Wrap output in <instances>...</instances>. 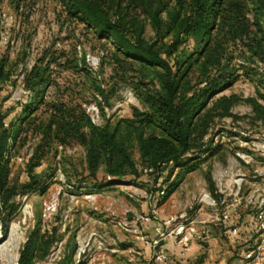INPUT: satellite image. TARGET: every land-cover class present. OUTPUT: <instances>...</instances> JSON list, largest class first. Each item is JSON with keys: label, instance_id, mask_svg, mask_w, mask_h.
Instances as JSON below:
<instances>
[{"label": "trees", "instance_id": "trees-1", "mask_svg": "<svg viewBox=\"0 0 264 264\" xmlns=\"http://www.w3.org/2000/svg\"><path fill=\"white\" fill-rule=\"evenodd\" d=\"M37 1L0 0V22L9 9L19 23L28 25ZM49 1L59 31H67L74 42L83 38L96 44L99 70L91 69L84 53L77 56L74 44L69 51L47 46L29 67L22 68L21 83L27 93L20 114L6 121L7 113L0 106V210L6 216L17 209L18 193L9 185V153L23 131L38 141L24 190L35 188L31 172L52 149L75 143L84 148L87 176L95 179L102 167L109 184L127 174L137 177L126 149L129 141L154 174L153 182L160 185L166 170L168 174L174 168L183 170L178 175L182 177L184 170L194 169L219 150V144L213 145L207 136L215 119L233 116L229 110L236 97L214 98L215 94L240 75L264 88V0ZM140 18L148 20L153 39L142 36ZM2 30L0 25V35ZM29 40L30 36L21 35V52ZM185 44L191 49L182 48ZM61 69L77 74L76 90L69 85L61 89L56 83L55 73ZM11 72L7 58L0 56V88ZM118 85L130 87L141 109L132 107L131 117L111 127L104 107H112ZM48 88H53L50 99L45 96ZM84 92L102 114V125L91 122L83 107ZM256 92L264 100V93ZM246 100L257 115L264 114L255 99ZM204 178L218 200L208 171ZM176 185L173 182L172 188ZM42 238L36 229L29 233L17 264H35L45 257L47 244Z\"/></svg>", "mask_w": 264, "mask_h": 264}, {"label": "rangeland", "instance_id": "rangeland-1", "mask_svg": "<svg viewBox=\"0 0 264 264\" xmlns=\"http://www.w3.org/2000/svg\"><path fill=\"white\" fill-rule=\"evenodd\" d=\"M37 2L28 25L19 23L9 9L4 10L0 22L4 27L0 35V56L7 58L12 71L10 79L0 88V106L7 113L6 121L20 114L27 93L22 87L21 71L33 63L41 49L53 46L69 51L74 44L77 56L84 53L91 69L99 70L100 52L96 44L83 38L74 42L67 31H59L51 11L53 4L49 0ZM140 19L144 25L142 36L153 39L154 30L148 20ZM22 34L30 36L29 44H22L23 52L19 42ZM104 71L103 76H106L108 68ZM77 78L70 70L55 73L61 89L69 85L76 90L78 87L74 84L80 81ZM256 87L264 93L256 80L240 75L213 96L236 97L229 110L233 116L215 119L207 136L213 145L219 144V150L198 162L194 169L184 170L182 177L178 175L183 170L174 168L169 174L166 170L160 185L153 182L151 171L144 172L147 167L142 164L135 143L129 141L126 149L135 162L137 177L127 174L109 184L110 177L103 173L102 167L95 179L87 176L84 148L75 143L52 149L31 172L35 188L24 190V185L30 181L28 167L38 141L29 132H21L9 153V185L17 190L14 199L17 209L10 216L0 210V264H17L19 250L34 229L47 244L45 257L36 259L35 264H167L166 238L173 237L178 244L180 235L176 230L180 225L190 222L195 228L208 225L211 210L216 209L218 214L223 209L221 205L209 206L207 201L210 200L202 196L208 194L214 198L204 178L206 171L210 173L216 194L223 197L225 203L235 191V183L243 193L264 186V114L257 115L246 100L255 99L264 107ZM52 93L53 88H48L46 98L50 99ZM84 96L87 102L83 107L91 122L102 125L97 105L88 92H84ZM116 97L111 108L104 107L111 127L121 118L131 117L132 107L141 109L129 86L118 85ZM173 182L177 185L172 188ZM162 188L164 193L160 195ZM248 208L250 212L254 209L252 205ZM202 219L205 224L201 223ZM160 250L165 258L156 260ZM213 252L215 254V250L210 251ZM170 259L172 262L168 264H178L173 255Z\"/></svg>", "mask_w": 264, "mask_h": 264}, {"label": "crops", "instance_id": "crops-1", "mask_svg": "<svg viewBox=\"0 0 264 264\" xmlns=\"http://www.w3.org/2000/svg\"><path fill=\"white\" fill-rule=\"evenodd\" d=\"M245 193L247 192H241L237 198L238 202L230 208L229 220L226 224L219 220L216 209H212L209 224L206 225L205 220L202 219L201 223L205 225L199 226L205 231L203 239H191L186 249L179 243L175 244L173 237L166 238L164 243L166 263L172 262L170 256L173 255L178 264H247L248 260L244 255L248 250L255 248L259 240L255 232L254 216L249 211L250 205L245 199ZM234 200L235 198L229 197L227 201L231 203ZM227 226L236 227L237 233L224 234ZM214 250L215 254L210 253ZM197 256L203 257L197 261ZM256 257V264H264V247Z\"/></svg>", "mask_w": 264, "mask_h": 264}, {"label": "built area", "instance_id": "built-area-1", "mask_svg": "<svg viewBox=\"0 0 264 264\" xmlns=\"http://www.w3.org/2000/svg\"><path fill=\"white\" fill-rule=\"evenodd\" d=\"M150 168H144V172H150ZM237 186L235 191L231 192L229 195L235 200L231 203H225L224 198H220L216 200L215 198H211L208 194L202 195L205 198H208L210 201H207V204L209 206H216L221 205L223 209L218 213V218L221 220L224 224H226L229 220V211L230 208L234 206L235 203H237V198L239 197V187L237 183H235ZM164 190L163 188L159 190L158 194L163 195ZM221 194V193H220ZM159 196V195H158ZM245 199L249 205H252L253 216H254V222H255V232L258 237V244L255 246V248L248 250L244 257L248 260L247 264H256V254L260 252L264 247V186L260 189L257 188L256 190L248 191L245 193ZM200 201L203 200V198L199 199ZM224 234H236L237 228L236 227H230L227 226L223 232ZM176 234L179 236V243L183 246L184 249L187 248L188 243L191 239L195 240H201L203 239L205 235V231L203 228H195L192 225V222H190L188 225H180L177 230ZM164 255L162 253V250L158 254H156L155 259L161 260L164 259Z\"/></svg>", "mask_w": 264, "mask_h": 264}]
</instances>
